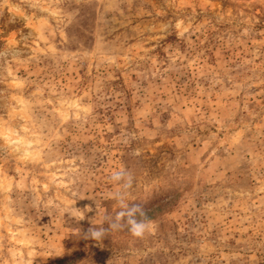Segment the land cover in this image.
<instances>
[{
	"label": "rangeland",
	"instance_id": "1",
	"mask_svg": "<svg viewBox=\"0 0 264 264\" xmlns=\"http://www.w3.org/2000/svg\"><path fill=\"white\" fill-rule=\"evenodd\" d=\"M0 264H264V0H0Z\"/></svg>",
	"mask_w": 264,
	"mask_h": 264
},
{
	"label": "clouds",
	"instance_id": "2",
	"mask_svg": "<svg viewBox=\"0 0 264 264\" xmlns=\"http://www.w3.org/2000/svg\"><path fill=\"white\" fill-rule=\"evenodd\" d=\"M13 150L23 154L31 147L26 141L17 140L12 145ZM111 181L118 184L119 188L113 193V199L118 202L119 210L110 223V227L115 229L126 224L129 232L135 237H142L150 227V221L146 217L143 205L130 203L124 193L132 187L133 175L124 169L114 171L110 177ZM91 237L101 239L105 235L104 229H90Z\"/></svg>",
	"mask_w": 264,
	"mask_h": 264
}]
</instances>
